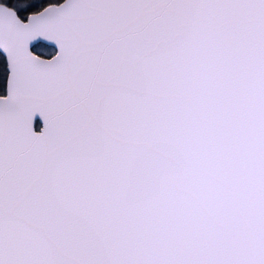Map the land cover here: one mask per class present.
Returning a JSON list of instances; mask_svg holds the SVG:
<instances>
[{"label":"snow or ice","instance_id":"6c2138e0","mask_svg":"<svg viewBox=\"0 0 264 264\" xmlns=\"http://www.w3.org/2000/svg\"><path fill=\"white\" fill-rule=\"evenodd\" d=\"M0 264H264V0H0Z\"/></svg>","mask_w":264,"mask_h":264}]
</instances>
